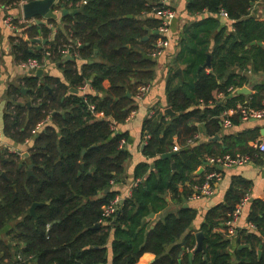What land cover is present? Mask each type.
Wrapping results in <instances>:
<instances>
[{
  "label": "trees",
  "instance_id": "obj_1",
  "mask_svg": "<svg viewBox=\"0 0 264 264\" xmlns=\"http://www.w3.org/2000/svg\"><path fill=\"white\" fill-rule=\"evenodd\" d=\"M31 1L0 0V4L18 8ZM185 1L186 12L194 19L179 35L165 81L169 108L179 115L164 122L166 116L158 113V118L143 123L145 135L150 136L143 154L153 160L152 168L147 163L138 165L135 177L142 182L110 218L104 217L103 207L116 197L111 182L123 173V164L130 156L121 146L126 135L116 133L111 126L125 123L137 109L134 97L138 87L155 78L152 55L159 21L152 13L158 0H69L63 6L72 4L77 10L62 18V27L48 20L54 34L47 26H20L28 38L40 31L45 40L52 39L46 49L30 52L20 38L13 46L16 61L41 59L50 52L49 59L63 63L68 85L50 77L40 83L33 75H26L20 87L11 85L6 92L5 137L15 145L32 141L27 158L7 150L0 152V230L15 222L9 234L17 247L11 255L7 244L0 242L6 264H108L111 233V264H135L144 253L156 257L152 264H264L263 201L250 203L247 223L253 231L236 229L234 237L227 233L226 223L250 186L241 178L229 188L224 205L207 211L199 228L203 234L200 252L191 232L196 218L192 208L168 215L148 234L142 225L150 210L164 208L162 197L166 193H171L176 203L192 196L193 191L183 184L207 158L256 153L248 142L257 140L258 129L225 135L224 148L209 140L221 130L219 117L223 112L236 111L239 104L264 110L263 84L256 86L251 96L236 93L247 84L242 72L264 73V22L249 14L255 0ZM79 3L83 5L78 9ZM143 14L150 16L141 19ZM222 19L232 25L227 26ZM211 41L214 45L209 54ZM66 50L71 60L64 62ZM79 59L85 61L80 68ZM231 68L239 73L230 72ZM86 83L96 95L78 93ZM23 88L30 107L17 103ZM69 88L77 93H70ZM215 92L226 98L225 105L216 101ZM89 106L94 107L93 112ZM47 119L49 123L35 135L38 124ZM229 120L236 125L240 115L234 113ZM199 126L206 141L176 152L170 160L161 158L178 146L172 142L174 135L175 142L185 145L199 135ZM30 165L32 176L28 177ZM202 179L190 183L198 185ZM33 204H39L35 218L29 214ZM233 240L237 248L231 253ZM16 255L23 262L17 261Z\"/></svg>",
  "mask_w": 264,
  "mask_h": 264
},
{
  "label": "crops",
  "instance_id": "obj_2",
  "mask_svg": "<svg viewBox=\"0 0 264 264\" xmlns=\"http://www.w3.org/2000/svg\"><path fill=\"white\" fill-rule=\"evenodd\" d=\"M67 2H69V0H58L54 4L55 6L54 11L56 14V18L53 21H55L57 27H62V18L64 16L72 15L77 10L76 8L75 9L71 8L72 4H69L68 8L63 6L66 5ZM186 4L187 3L185 0H175V5L178 13L171 25L170 37H169L170 42L167 48L160 56L155 58L156 61L155 78L151 83H149V90L146 92L145 96L140 101L138 102L135 101L137 109L130 114V116L128 117V119L125 121L124 124L118 126L115 125L114 127V131L116 133L126 135V139L123 147L130 155L129 158L123 164V173L118 177L117 181H113L111 183V190L116 193V197L120 199V203H122V201L125 200L126 198H129L136 185L142 182V179L135 177V171L138 165L142 163H147L150 164L152 168L153 160L148 159L143 154V147H144L143 141L145 136V133L143 131V123L147 119H150L151 117L158 118L157 115L158 113H161L163 116H166L163 118L164 122H168L169 120L174 118L164 113L165 110L169 108L165 95V81L167 78L168 69L171 67V63L177 52V43L179 41V35L182 32L183 27L194 19L186 12ZM21 5L22 4H20L18 8L17 7L8 8L0 4V152L7 150L9 153H21V155L19 154V156L24 157V155H26L27 153V149L30 148V146L32 145V141L29 140L23 145H15L13 141L5 137L3 132L4 129L3 115L6 112V102H7L6 92L11 85L15 87H20L23 82V77H25L26 75H31L19 68L18 66L19 62L16 61L15 54L13 53V46L14 43H17L20 38L24 39L25 41L26 40L32 41L34 39H40L42 41L45 39L42 37L41 33H39L40 31H38V34L34 38L32 39L28 38L27 34L24 33V29L20 28V26H24L26 24H28L29 26L36 25V20H26L23 17L21 11ZM82 5L83 3L77 4L78 9L81 8ZM62 8L67 11V14L64 16L62 15ZM249 14L255 19L264 22V0H255V2L252 4L249 10ZM149 16L150 14L148 15L143 14L141 16V19H145ZM7 17L13 18L11 27L5 24V19ZM221 17H223V15ZM42 21L44 23V25L42 26H47L50 29H54L53 30V34H54L55 28H52V26L48 24V20L43 19ZM222 22L229 27L232 25V23L228 19H224V20L222 19ZM12 38H13V42H11ZM51 39L52 38H49L45 45L36 44L33 42L30 43L27 42L30 52L46 49L47 47H49L48 44ZM213 45L214 43L213 41H211L209 45V54L212 51ZM67 59L71 60L70 54L63 53L64 62H67L68 61ZM77 63L80 68L85 63V61L79 59ZM43 70L45 71V73L44 76L39 79L40 83H42L44 77H50L52 79L59 80L61 83L65 85H68L64 76L63 63L48 58L46 62V66ZM230 72L239 73V70L237 68H231ZM241 74L245 75L247 79V84L243 88L250 91V94H244V95L251 96L255 93L254 89L256 86L262 84L264 85V73H254L249 69L246 72H242ZM22 90H25V94L21 92L23 96L18 99L17 103L23 105L29 103V106L28 105L27 106L30 107L31 100L26 96V89L23 88L21 89V91ZM71 90L72 88H69V92L73 93ZM237 92L238 91H236V93ZM78 93H80L79 90ZM85 94L96 95L91 90V88H89V86L85 88ZM213 96L219 104L222 105L226 104V98L222 94L215 92ZM239 105H237V107ZM234 113L239 114L238 109L236 111L228 110L227 112L222 113V115L219 117L221 122V130L216 135L211 137L209 139L210 141H213L211 140L212 138L218 137L219 139L213 142H217L221 148L222 147L224 148L225 146L223 145L222 141L225 135H236L244 131L251 132L254 129H258L257 140H264V137L261 135V131L264 129V117L261 119H250L248 121H242L240 119L238 124L236 125L231 124L229 127H225L226 119L229 120V117H231ZM98 117L101 118L102 115H99ZM48 123H49V119L38 124L36 130L34 131V134L36 135L37 133L41 132L44 126ZM203 132H204L203 127L199 126V135L195 136L193 141L188 140L187 143L183 145L180 142H175L176 135H174L172 142L178 145V147L180 148L179 151L180 150L182 151L187 147L193 145L197 141L200 142L206 141L207 138ZM253 142L254 141L248 142V146L250 148H251V143ZM173 147H177V146H173ZM169 153H174V156L176 155V153L173 151H170ZM216 157H221V156H216ZM251 157L252 160L250 164L240 167L218 169L220 178L214 181L213 183V189H214L213 195L211 197H198L196 195V188L203 183L204 176L207 173H209L210 170L211 171L213 170V168L208 165L207 163L208 158H207L206 161L203 162L198 167V169L190 176V180L183 184V187L193 191L192 196L187 199L182 197L181 202L176 203L173 200L171 193L169 192L166 193L162 197L164 202V208L158 212H154L150 210V214L143 219L142 225L145 227V233L148 234V232L152 230L157 223L162 222L168 215H176L179 212V210L182 208H192L196 212V218L192 223L191 232L195 235L196 233L200 232L199 228L201 224L204 222V217L207 211L218 205L221 204L224 205L225 196L229 188L232 186L233 182H235V180L239 178L250 183L248 190L245 191L246 192L245 196L248 197V205L243 211L242 215L239 217V219L235 222L234 227L232 228L228 227L227 233L229 234V236L234 237L235 235L234 232L236 229L244 228L253 231L254 228H250L249 224L247 223V216L249 213V209H250L249 207L251 202L258 200L264 202V153L256 152L254 156ZM199 168H202V171L200 174H196ZM172 170L173 172L175 171V165H174V169L172 168ZM201 177H203L201 184L198 185L191 184L192 182H197ZM14 223L15 222H10L9 225H7L6 227L0 230V242L7 244L8 248L11 249L10 251L11 255H14L15 249L17 248L14 247L15 244L11 241V236L9 234L14 226ZM217 231L223 232V229L218 228ZM112 240H113V235L111 233L107 245L108 264H111L112 261V253L110 251ZM235 248H237V245L233 240L231 244V253ZM20 249L21 247H19V250ZM2 255L3 252H0V264H6L7 260L2 261L1 258ZM18 256L20 255H16L15 257L17 261H18L17 258ZM155 259L156 257L153 254L144 253L135 264H152L155 261ZM27 264H31V263H27Z\"/></svg>",
  "mask_w": 264,
  "mask_h": 264
},
{
  "label": "built area",
  "instance_id": "obj_3",
  "mask_svg": "<svg viewBox=\"0 0 264 264\" xmlns=\"http://www.w3.org/2000/svg\"><path fill=\"white\" fill-rule=\"evenodd\" d=\"M177 13L178 12L175 5V0H158L157 6L153 9V13H152L153 16H155L159 21V25L156 31V34L158 35V39L156 41L155 50L153 51L152 57L156 58L160 56L167 48L170 42L169 37H170L171 25L175 20ZM222 15L225 16L224 14ZM12 21L13 18L7 17L5 19V24L11 27ZM76 46H79V44L77 43ZM63 53L69 54L67 50L64 51ZM50 56H51L50 52H45L41 59H29L26 62H20L18 66L26 73L31 72L32 74H34L35 71L45 68L47 59ZM86 87H88L87 83L84 84L83 87L78 89L82 96H85ZM148 90H149V84L138 87V91L134 97L135 101L136 102L140 101L145 96ZM237 109L240 115V119L242 121H248L250 119H261L264 117V110L249 109L242 105H239ZM89 110L93 112L94 107L89 106ZM230 125L231 122L226 119L225 127H229ZM114 127H115L114 125L111 126L113 130ZM149 138H150L149 135L144 136L143 146L147 144ZM124 143L125 140H121V146H123ZM251 148L256 152L264 153V140L254 141L253 143H251ZM179 149L180 148L178 146L173 147L172 151L176 153L179 151ZM17 154L21 155V153H17ZM251 160H252L251 156L247 154H239V153H236L234 155L228 154L221 157L208 158L207 163L210 167L213 168V170L204 176L203 183L196 188V195L198 197H211L213 195L214 193L213 183L214 181L220 178L218 169L244 166L250 164ZM119 204H120V199L118 197H115V199L112 200L107 206L103 207L104 217L110 218L111 216H113L117 212ZM247 205H248V197L245 196L236 206L234 212L232 213L231 220L226 223V225L229 228L234 227L235 222L242 215ZM249 227L253 228L252 225H249ZM17 258L18 261L23 262L21 256H18ZM30 259L31 258H28L27 261H30Z\"/></svg>",
  "mask_w": 264,
  "mask_h": 264
},
{
  "label": "water",
  "instance_id": "obj_4",
  "mask_svg": "<svg viewBox=\"0 0 264 264\" xmlns=\"http://www.w3.org/2000/svg\"><path fill=\"white\" fill-rule=\"evenodd\" d=\"M56 1L58 0H34V1H31V2H28V3H23L21 5V11H22V14H23V17L26 19V20H36V25L37 26H42L44 25L43 23V19L45 20H54L56 18V14H55V11H54V4L56 3ZM67 14V11L64 10L62 8V15H66ZM131 17V16H129ZM40 33V32H39ZM147 38H144V40H146ZM26 42L30 43V42H33V43H36V44H43L45 45L47 43V40H40V39H34L32 41H29V40H26ZM259 46L262 45L261 42H258L257 43ZM70 59V58H69ZM67 59V60H69ZM207 65H210V62H209V58L207 60ZM44 73L45 71L43 69H39L37 71L34 72V74H32L31 72L29 74L33 75L35 78L37 79H40L41 77L44 76ZM177 74H180V70H177L176 72ZM73 93H77L76 90L72 89L71 90ZM23 94H25V90H22L21 91ZM237 94H250V91L245 89V88H242L240 90H238ZM27 105L29 106V103H27ZM166 115H169L170 117H176L179 115V113H175L173 112L170 108H167L164 112ZM261 135L264 137V129L261 131ZM219 138L218 137H214L212 138L211 140L215 141V140H218ZM85 154V150L82 151V155ZM29 154L26 153V155H24V157H28ZM174 156V153H167V154H164L162 156V159H171L172 157ZM205 164V163H204ZM21 167V165H20ZM33 168V165H30L29 166V169L27 171V174H28V177L32 176V171L31 169ZM172 168L174 169V165H172ZM202 171V168H199V170L196 172V174H200ZM1 177L6 179V176L4 173L1 174ZM108 192V190H107ZM39 206V204H33L30 208H29V214L31 216H33L34 218L36 217L35 216V208ZM195 237H196V241H197V247H196V251L197 252H200L202 251V240H203V234L201 232H198L195 234ZM245 246H239L238 249H241V248H244ZM261 252L259 251L258 252V256H260ZM189 257L191 258L192 257V253L189 254ZM204 260L206 261L207 258L204 256Z\"/></svg>",
  "mask_w": 264,
  "mask_h": 264
}]
</instances>
